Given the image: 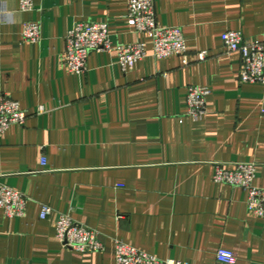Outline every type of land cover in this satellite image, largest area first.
<instances>
[{"label": "crops", "instance_id": "1", "mask_svg": "<svg viewBox=\"0 0 264 264\" xmlns=\"http://www.w3.org/2000/svg\"><path fill=\"white\" fill-rule=\"evenodd\" d=\"M2 1L0 93L28 117L0 132V185L28 202L22 217L0 209V264H115L116 240L189 264H227L220 248L234 264H264V218L244 189L214 181L218 163L256 162L264 189V84L241 81V54L222 41L230 30L262 38L264 0H155L158 24L183 28L188 64L153 56L127 20L129 0H33L25 12ZM32 21L38 42L23 39ZM80 21L107 22L114 43L144 42L146 57L124 72L115 52H92L84 73L68 72L65 37ZM190 85L210 89L199 119L187 114ZM64 213L104 249L64 247Z\"/></svg>", "mask_w": 264, "mask_h": 264}, {"label": "built area", "instance_id": "2", "mask_svg": "<svg viewBox=\"0 0 264 264\" xmlns=\"http://www.w3.org/2000/svg\"><path fill=\"white\" fill-rule=\"evenodd\" d=\"M34 8L33 0H20V10ZM4 12V3L0 0V16ZM129 24L138 33L149 36L153 44V56L163 59L181 56L188 64L186 39L180 26H161L156 17L155 0H129L127 14ZM40 22H26L23 39L38 42L41 39ZM222 41L230 52H239L242 58L240 78L242 82L264 84V36L258 40L247 38L241 31L230 30L222 34ZM66 47L64 63L70 73H84L88 58L92 52H115L124 72L133 69L135 64L146 55V44L138 41L132 44L114 43L110 37L107 22H77L65 37ZM207 52L199 53L204 60ZM210 89L199 85H190L187 93V114L195 119L206 113L207 96ZM40 110H43L41 107ZM28 114L20 102L7 94L0 93V132H5L13 124H24ZM45 156L41 165L46 166ZM256 162H237L232 167L218 163L214 181L241 187L247 192V207L254 214L264 218V189L255 186ZM27 198L24 194L7 185H0V209L9 217H22L26 213ZM53 212L49 205H43L40 217L47 218ZM56 238L64 247L78 252H100L104 246L97 230L79 224L67 214H61L56 223ZM222 263L234 264L237 255L228 249L220 248L216 254ZM115 264H189L187 261L173 258L162 259L123 240L115 242Z\"/></svg>", "mask_w": 264, "mask_h": 264}]
</instances>
